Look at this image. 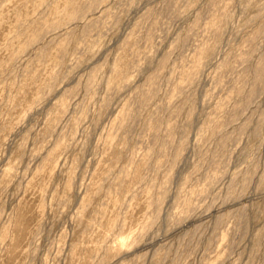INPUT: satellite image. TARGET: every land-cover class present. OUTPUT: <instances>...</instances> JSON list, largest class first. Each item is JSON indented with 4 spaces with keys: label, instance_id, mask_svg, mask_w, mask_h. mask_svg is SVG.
I'll use <instances>...</instances> for the list:
<instances>
[{
    "label": "rangeland",
    "instance_id": "rangeland-1",
    "mask_svg": "<svg viewBox=\"0 0 264 264\" xmlns=\"http://www.w3.org/2000/svg\"><path fill=\"white\" fill-rule=\"evenodd\" d=\"M87 1L0 0V264H264V0Z\"/></svg>",
    "mask_w": 264,
    "mask_h": 264
},
{
    "label": "bare ground",
    "instance_id": "bare-ground-1",
    "mask_svg": "<svg viewBox=\"0 0 264 264\" xmlns=\"http://www.w3.org/2000/svg\"><path fill=\"white\" fill-rule=\"evenodd\" d=\"M65 2L69 5V6H72V10L70 11V13L66 16L67 18H66V20H74V19H76V18H82V15H83V11L82 10H79L78 9V7H77V4L75 3V0H65ZM88 3H87V7L88 8H94V6H96V4H97V2H98V0H88L87 1ZM56 9V8H55ZM218 9V8H217ZM87 10V9H86ZM85 10V11H86ZM82 11V12H81ZM53 12H54V10H53ZM64 15H65V12L63 13ZM84 15H85V13H84ZM83 15V16H84ZM59 16V15H58ZM81 16V17H80ZM59 19V18H58ZM61 21L62 20H56L55 22H52V23H50V24H42V25H38V26H35L34 27V29L28 34V37H27V40H26V42H25V44L26 45H31L32 43H34V42H36V41H38L39 39H42V37L44 36V35H46L47 33H48V31H53L57 26H59L60 25V23H61ZM216 22V21H215ZM213 24H214V22H213ZM213 24H211L212 26H213ZM220 24V23H219ZM213 27H215V26H213ZM212 27V28H213ZM263 28H264V26H263ZM31 30V29H30ZM220 30H221V28H220ZM47 32V33H46ZM213 34H214V37L216 36H218V34H219V29H218V27L216 26L215 28H213ZM46 33V34H45ZM212 34V35H213ZM251 38H253V37H251ZM253 39H251V41H252ZM213 44H214V42H213V40L212 41H210V42H207V43H205V44H203L198 50H197V52H196V54H195V59H194V62H193V66L191 67V69L187 72V79L189 80V81H191V79H192V75L195 73V71L196 70H198L199 69V67H200V63H201V61H200V59L201 58H205V57H207L210 53H211V51H212V49H213ZM25 49H26V47H25ZM243 52V51H242ZM253 51L252 50H246V52H244L245 54L244 55H241V57H240V60L241 61H246V60H248L249 59V57H250V55H251V53H252ZM240 56V55H239ZM251 58V57H250ZM166 62V59H163L160 63H159V67L157 68V71L155 72V73H153V74H151L148 78H149V81H151L150 83L151 84H153V85H155L154 83L155 82H153L152 80H154L155 79V77L158 75V73H161V72H163L162 71V68H164V63ZM224 65V64H223ZM225 65H227V64H225ZM224 65V66H225ZM244 70V69H243ZM161 71V72H160ZM263 73H264V56L262 57V58H260L259 60H257V62L255 63V65H254V68H253V75H252V85H251V87L248 89V91L247 92H245L244 93V96H243V92H244V87H243V85L241 84V85H239V87L237 88V90H236V93H235V95H236V97H239V100H241L242 98H243V100H244V102H246V101H248L250 98H252L254 95H255V93L257 92V90H258V88L260 87V85H261V82H262V77H263ZM161 75V74H160ZM243 79H244V77H243ZM243 79H241L242 81L240 82V83H242L244 80ZM155 81H156V79H155ZM147 82H148V80H147ZM146 82V83H147ZM187 82V81H186ZM239 83V82H238ZM245 83H246V81H245ZM90 85V84H89ZM147 85V84H146ZM148 86V88H151V87H149V85H147ZM147 86H146V88H147ZM150 86H152V85H150ZM144 88V87H143ZM142 88V89H143ZM147 88V90H145V88H144V92H142L143 93V95H142V93H141V95L142 96H139L140 98L142 97V100H145V99H148V97L150 96V94L152 93V91L150 90V89H148ZM151 92V93H150ZM242 97V98H241ZM140 98H139V101H140ZM140 102H144V101H140ZM238 102V101H237ZM240 102V101H239ZM241 102H242V100H241ZM127 104V103H126ZM239 104L240 103H238V107H239ZM241 105V104H240ZM130 107L131 106H129V103L126 105V107H125V111L123 112V114L121 115V117H120V120H119V122H118V126L120 127L122 124H124L123 122L125 121V117L127 116V115H129V114H131L132 112H130ZM235 111V110H234ZM132 116V115H131ZM130 115H129V117H131ZM128 118V117H127ZM222 125H223V122H218V123H214L213 125H210V126H208L209 127V135L210 134H212L213 135V133L215 134V132H219V130H221V128H222ZM247 125V124H246ZM243 126V125H242ZM245 126V125H244ZM243 126V127H244ZM221 127V128H220ZM240 128H242V127H240ZM240 130V129H239ZM167 136V139L168 140H170V138H171V132H169L168 131V134L166 135ZM167 139H166V141H165V143L167 142L168 143V141H167ZM220 141V140H219ZM223 142V141H222ZM222 142H220V144L219 145H221L222 144ZM166 143V144H167ZM224 144V143H223ZM182 145V144H181ZM180 147L181 146H177V150L175 151V154H174V158H173V161H172V164H174V162L176 161V156H177V154L179 153V150H180ZM156 168H158V165H156ZM245 172V171H244ZM247 173V172H246ZM248 175V174H247ZM168 177H166V182H167V179ZM249 178V177H248ZM247 177H245V180H247L248 179ZM233 193V192H232ZM164 192L162 193V195L158 198V200H157V209H158V207H159V205L162 203V201H163V199H164ZM231 194V193H230ZM234 195V194H233ZM231 197V196H230ZM186 211H185V217L188 215L187 213L189 212L188 210H189V207L191 208V206H190V203H189V200H186ZM221 218V217H220ZM202 220V219H201ZM181 221V220H180ZM180 224V223H179ZM125 243H121V245H124ZM123 247V246H122Z\"/></svg>",
    "mask_w": 264,
    "mask_h": 264
}]
</instances>
